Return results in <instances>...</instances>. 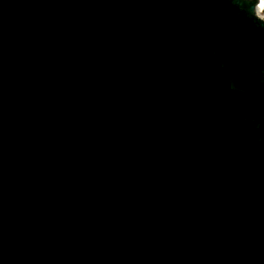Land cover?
<instances>
[{"label": "water", "instance_id": "1", "mask_svg": "<svg viewBox=\"0 0 264 264\" xmlns=\"http://www.w3.org/2000/svg\"><path fill=\"white\" fill-rule=\"evenodd\" d=\"M256 0H0V264H264Z\"/></svg>", "mask_w": 264, "mask_h": 264}, {"label": "bare ground", "instance_id": "2", "mask_svg": "<svg viewBox=\"0 0 264 264\" xmlns=\"http://www.w3.org/2000/svg\"><path fill=\"white\" fill-rule=\"evenodd\" d=\"M264 9V0H259L258 2V11H261Z\"/></svg>", "mask_w": 264, "mask_h": 264}, {"label": "rangeland", "instance_id": "3", "mask_svg": "<svg viewBox=\"0 0 264 264\" xmlns=\"http://www.w3.org/2000/svg\"><path fill=\"white\" fill-rule=\"evenodd\" d=\"M262 15L264 16V13H262Z\"/></svg>", "mask_w": 264, "mask_h": 264}]
</instances>
